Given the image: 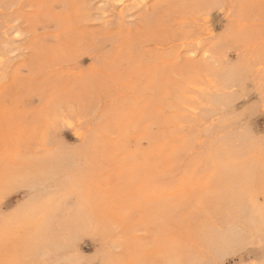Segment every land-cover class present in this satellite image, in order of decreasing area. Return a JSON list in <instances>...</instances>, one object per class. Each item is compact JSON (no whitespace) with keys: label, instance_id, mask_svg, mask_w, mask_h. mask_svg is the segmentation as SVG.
I'll return each instance as SVG.
<instances>
[{"label":"rangeland","instance_id":"rangeland-1","mask_svg":"<svg viewBox=\"0 0 264 264\" xmlns=\"http://www.w3.org/2000/svg\"><path fill=\"white\" fill-rule=\"evenodd\" d=\"M264 264V0H0V261Z\"/></svg>","mask_w":264,"mask_h":264},{"label":"snow or ice","instance_id":"snow-or-ice-1","mask_svg":"<svg viewBox=\"0 0 264 264\" xmlns=\"http://www.w3.org/2000/svg\"><path fill=\"white\" fill-rule=\"evenodd\" d=\"M0 264H25L22 260L0 261Z\"/></svg>","mask_w":264,"mask_h":264}]
</instances>
